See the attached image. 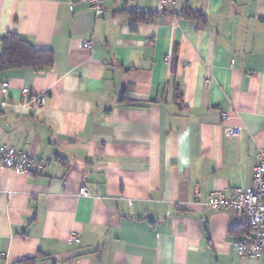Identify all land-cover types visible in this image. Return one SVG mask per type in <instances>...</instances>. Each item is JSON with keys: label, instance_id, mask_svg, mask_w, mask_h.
Returning <instances> with one entry per match:
<instances>
[{"label": "crops", "instance_id": "obj_1", "mask_svg": "<svg viewBox=\"0 0 264 264\" xmlns=\"http://www.w3.org/2000/svg\"><path fill=\"white\" fill-rule=\"evenodd\" d=\"M8 34L54 64L0 72V146L43 166L0 168V264H264L236 255L230 210L204 205L252 187L264 149V0H105L100 16L84 0H0V53Z\"/></svg>", "mask_w": 264, "mask_h": 264}, {"label": "built area", "instance_id": "obj_2", "mask_svg": "<svg viewBox=\"0 0 264 264\" xmlns=\"http://www.w3.org/2000/svg\"><path fill=\"white\" fill-rule=\"evenodd\" d=\"M91 8L95 16L104 13L105 0H84ZM133 1V0H128ZM160 7L175 5L177 0H157ZM81 48L91 49L90 41H82ZM209 81H205L207 87ZM8 88L6 83L0 85V92H5ZM21 94L25 97L30 93L23 89ZM44 96H39L37 103L43 104ZM5 103L2 102L1 106ZM223 119H227L223 116ZM241 129L238 127L226 128L225 134L229 137H239ZM256 165L252 175V187L246 189H235L229 193L212 192L204 205L212 211L230 210L238 222H245L252 227L253 232L249 236H242L234 243V251L238 257L250 258L254 260H264V149H259L256 154ZM42 164L34 161L23 153L13 148L0 146V168L10 170L15 174L37 175L42 170ZM80 194L88 196L85 188L80 189ZM194 203H198V195L194 198ZM74 237L70 238V241Z\"/></svg>", "mask_w": 264, "mask_h": 264}, {"label": "trees", "instance_id": "obj_3", "mask_svg": "<svg viewBox=\"0 0 264 264\" xmlns=\"http://www.w3.org/2000/svg\"><path fill=\"white\" fill-rule=\"evenodd\" d=\"M120 14L125 15L133 24L148 22L155 17H160L163 12H141L138 10H124ZM178 18L183 20H193L198 25H205L206 18L198 11H192L186 9L177 15ZM2 50L0 53V72L7 70H20L31 69L33 71L42 73L46 70H50L54 64L53 53L49 50L35 49L29 43L23 41L18 36L8 34L1 40ZM177 58L173 56L172 63H175ZM175 70V65L171 66L170 72ZM175 101L179 107H182V96L179 91L176 90ZM121 103L134 104V102L125 99L124 96L120 98ZM234 233L240 236H249L253 229L245 222H240L235 225L232 230ZM32 260H26L21 264H27Z\"/></svg>", "mask_w": 264, "mask_h": 264}]
</instances>
